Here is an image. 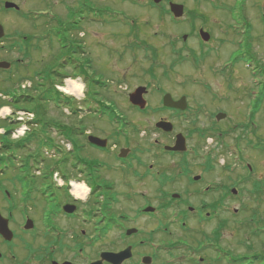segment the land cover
Here are the masks:
<instances>
[{
  "label": "flooded vegetation",
  "instance_id": "flooded-vegetation-1",
  "mask_svg": "<svg viewBox=\"0 0 264 264\" xmlns=\"http://www.w3.org/2000/svg\"><path fill=\"white\" fill-rule=\"evenodd\" d=\"M7 2L19 8L6 9ZM25 4L26 0L23 3L0 0L1 11L16 14L12 16L11 34L5 30L0 41V49L17 55V59L9 61L10 69H21L27 57H31L33 45L41 40L46 47L57 45L62 51L60 56L53 55L55 67L44 73L43 93H57L59 82L70 76L64 71L66 67L84 81V87H89L91 93H98L97 85L109 90L110 80L105 82L102 76L98 77L97 31L90 27L83 33L85 25L95 23L96 11L92 6L86 4L85 9L77 7L70 9L67 16H58L54 10L26 9ZM245 12L242 11L246 26L252 32L264 31V9L252 15ZM34 14L44 23L40 36L25 29ZM223 26L225 39L229 40L235 26ZM130 33L125 37L131 40L130 45L123 52L108 48V55L117 52L118 61H123L125 52L133 53L135 58L131 61L138 64L142 59L139 61L137 55L149 44L141 32L133 29ZM210 34L209 41L197 42V47L186 46L178 54L182 57L185 51L184 60L198 69L205 58L218 52L217 45L224 43ZM174 45L170 42L175 51ZM148 49L156 57V49ZM154 57H150L153 62L157 60ZM110 67L111 63L106 68L108 73L112 72ZM155 67L144 70L152 81L157 80ZM141 72L142 68L132 69L119 79L127 91L125 108L104 103L99 109L80 105L75 110L80 119L105 122L108 130H91L93 125L83 121L74 126V142L66 150L68 153L60 156L63 168L60 175L67 179L65 185L55 184L49 172L38 170L36 165L29 171L30 182L41 177L47 182L45 186L0 188V223L5 230V234L0 233V264H264L262 238L258 241L262 244L260 249L249 244L242 252L233 248L240 246L241 236L234 235L232 239L237 245L227 247L224 234L232 218L241 223L245 207L255 210L257 205H264L263 176L259 175L261 156H257L258 152L264 154V139L256 137L253 142L258 128L255 115L251 112L247 119L248 137L236 138L233 134L236 128L244 125L232 122L234 118L224 109H191L189 103L187 109L163 105L154 111L148 107L141 109L130 102L131 94L139 87L147 88L145 96L155 92L163 99L168 93L160 88L154 91L151 81L132 84V80L139 81ZM108 73L106 76L111 77ZM204 88L210 87L204 84ZM184 96L172 95L175 101ZM186 97L188 101L190 97ZM160 111L170 113L173 118L160 117L154 121L158 137L147 146L148 133L143 120ZM190 113L195 120L206 114L208 122L186 131L179 129L180 117L187 118ZM221 113L226 116L220 120ZM161 121L171 123L172 131L159 128L157 124ZM179 135L185 138L186 150L167 149L176 147ZM90 136L101 139L105 146L91 143ZM165 137L168 140H163ZM242 144H247L253 159L246 160V167L241 168L245 153L240 150ZM233 148L237 156L231 152ZM45 160L41 157L38 162ZM67 172L78 186H69ZM76 190H83L85 198H79ZM252 214V220L262 222V214L256 211Z\"/></svg>",
  "mask_w": 264,
  "mask_h": 264
},
{
  "label": "rangeland",
  "instance_id": "rangeland-1",
  "mask_svg": "<svg viewBox=\"0 0 264 264\" xmlns=\"http://www.w3.org/2000/svg\"><path fill=\"white\" fill-rule=\"evenodd\" d=\"M17 1L24 2V0ZM170 1L182 4L185 7L186 14L177 23L174 21L173 16L164 12L169 10V0L161 3V5H155L152 0H31L28 4L26 0V9L29 8L33 11L54 10L58 16H67L70 9H76L77 7L85 9L86 4L92 6L96 11L95 23L85 25L86 29L83 30V33L87 32L90 27H92V30L96 29V47L97 56L99 57L97 62L98 77L102 76L104 78L102 80L105 82L110 80L111 87L109 90H105L97 85L95 90L98 93H91L89 87H84V81L79 77H75L72 69L66 67L64 71L70 76L59 82L56 92L68 95L73 100L72 108H78L81 105L85 109L90 107L99 109V105L103 103H114L125 108L128 105L127 91L125 85H121L119 79H123L132 69L142 68L143 72H141L142 75L139 81L132 80L130 81L132 84L137 85L151 81L154 91L160 88L173 96L177 94L188 95L190 97L188 103L191 109L226 110L227 115L229 114L234 118L232 122L244 125L243 128H236L233 133L236 138L237 136L248 137L245 126L249 114L253 112L255 115L254 121L258 126L257 136L253 137V142H256L254 140L256 137L264 139V31L253 29L252 32L249 26H246L244 14H242V11H246L250 15L253 12L257 13L264 9V3L259 2V0ZM1 10L0 21L2 22L0 23L5 25L6 32L11 34L13 28L12 16L16 14H8ZM190 12L192 14H189ZM32 20L26 25L25 29L33 31L35 35H42V25L44 23H42L41 18H36L34 14ZM84 24L86 23H83V26ZM226 24L235 26L233 32L229 34V40L225 39L224 34L226 28L223 25ZM193 25L196 28L195 32H192ZM200 28L212 33L217 41L223 39L224 43L221 45L216 44L218 47L214 44L219 48L218 52H213L211 56L205 58V62L197 69L194 64L184 60L186 58L185 51L182 52V57L178 53L186 50V46L197 47V42L202 43L198 35ZM133 29L138 33L141 32L145 41L149 44V46L146 44L144 51L137 55L139 61L141 59L142 61L134 64L131 61L132 58H135L133 53L125 52L123 61H118L120 54L117 55V52L114 55H108V48H118L123 52L126 49L125 46L130 45L128 43L131 40L125 37L131 34L130 32ZM185 35H188V39L184 42L182 37ZM39 41H36V44L33 45L31 57H27L24 64L21 65V69L18 71H15V69L0 70V107L2 106L0 108V159L14 158L15 156L11 160L12 162L4 160L7 164L4 165L5 167H1L2 163L0 162V188L28 185L45 186L47 182L41 177L36 176L37 178H33L34 182H30L29 178L32 175L29 171L35 168L36 164H34V160L31 161L28 157L38 156L41 151L44 152L46 160L42 166L39 163L41 169L38 166L36 167L38 170L45 172H50L53 168L63 170L60 163L61 157H55V155H58L56 148L59 147L57 143H60L62 153H68L63 147L65 146L64 142L68 143L66 141L68 136L63 138L58 129H54L53 125H62L61 128L65 126L66 131L73 132V127L78 126V122L83 121L93 125L91 130L93 128L97 131L100 130L99 128L108 130V124L105 122L96 121L94 118L80 119V114L74 115L73 109L65 108L63 105L57 106L53 101H42L44 114H46L42 117L43 123L53 125L46 127V130L42 127L40 129L34 128L37 131L35 133L43 138V142L45 140L52 142L55 149L53 150L49 146L46 148H43L44 146H33L32 144L28 146L30 148L28 151L17 152L15 149L16 151L12 150V152L7 148L5 149L4 146L8 144L13 146L27 138L32 133L29 132L31 128L37 124L35 122L37 114L35 112H25L30 111L33 105L30 103L13 104L14 100L12 98L43 93L44 73L55 67L56 63L52 59L53 55H55V58L62 53L57 45L49 48L41 40ZM170 42H174L175 51L174 48L171 49ZM148 47L156 49V57L153 56L154 53L152 54ZM16 56L10 50L0 49V59L7 58L4 61L15 60L17 59ZM150 57L157 60L153 62ZM110 63L111 67L109 69L112 72L109 71L108 73L106 68L110 66ZM152 66H156L157 71V80L154 81L146 77L144 71ZM105 73L111 75L114 81ZM68 81L81 85L82 92L80 95H69L61 91V87L68 86ZM204 84L209 85V90H205ZM145 99L147 100V109L151 111L162 109V99L155 92L145 96ZM16 107L20 109H16ZM5 109L9 111L8 115L2 114ZM193 116L195 115L190 113L187 118L180 117L182 119L178 120V128L186 131L197 126H203L208 122L206 114H202L198 120L192 119ZM160 117L173 118L170 113L160 111L157 115H148L143 120L148 133L146 137L147 146L152 142V139L158 137L153 124ZM9 119L13 121L11 122ZM227 124L228 122L223 123L224 126H227ZM69 138L72 139L71 135H69ZM163 140L168 139L165 137ZM234 143L235 141L231 145L234 146ZM240 150L245 152L242 154L244 160L240 164L242 168L246 167V160L252 161L253 158L249 153L247 144H242ZM231 152L234 153V156L238 154L235 152V148ZM257 156H261L259 162L262 169H259V175L263 176L264 185V154L258 152ZM252 166L254 167V165ZM36 172L39 175V172ZM67 175L70 176V173L67 172ZM69 176L68 179L71 180L69 186H78L77 182L74 181V177ZM53 180L58 185L56 179ZM63 184L66 183L61 181L60 185ZM256 207L255 210L247 209V207L242 210L243 215L240 224L232 218L226 225L224 234L226 235L227 247L229 244L237 245V242L232 239L235 235L237 237L241 236L242 241L239 247L233 246V248L242 252L247 250L245 246L249 244L254 246L255 249L261 248L262 244L259 245L258 241L261 238L264 241V205H257ZM253 211L262 214L260 217L263 219L262 222L259 219L258 221L252 220ZM230 212L234 216V213ZM227 218L229 219V217Z\"/></svg>",
  "mask_w": 264,
  "mask_h": 264
},
{
  "label": "trees",
  "instance_id": "trees-1",
  "mask_svg": "<svg viewBox=\"0 0 264 264\" xmlns=\"http://www.w3.org/2000/svg\"><path fill=\"white\" fill-rule=\"evenodd\" d=\"M42 87H43V85H42ZM12 100H14L12 102L13 104L14 103L15 104H17V103H30V104H32L33 108L31 109V111L35 112L37 114V119L35 121L38 124L37 128L40 129L42 127V129H45V130H46V127H48L51 124H44L43 123L42 117L44 115H46V114H44L42 101H53L55 104H57V106L63 105V107H65V108H70V109H73V110L77 109V108H72L71 107V105L73 103V100L70 97H66V96L62 95V93H59V92H57L56 95L50 94V93H41L40 95H35V94L24 95V96L17 97V98L13 97ZM10 103H11V101H10ZM16 109H20V108L16 107ZM60 126L62 127V125H53L54 129L55 130L58 129V131L61 133V135L64 138L68 136L67 139H70L69 138V135H70L69 130L66 131L67 130L66 127L61 128ZM42 129H41V131H42ZM35 132H37V131L34 130L31 135H29L27 138L23 139L22 141L17 142L13 146L10 145V144L4 146L5 149L7 148V150H10V151H12V150L16 151L17 150V152L18 151L22 152V151L27 150L28 146L30 144H35L36 146H44L43 148H46L47 146H49V147L53 146L52 142H49V141H46V140L43 142L42 141L43 138L40 137V135H36ZM43 154H44V152L41 151V153L38 154V157H40ZM13 156H11V157H13ZM38 157L36 155L35 156H29L28 159H30L31 161L37 159V162H38V159H39ZM14 158H15V156H14ZM14 158L8 157L7 159H0V162L2 163L1 167H3L4 165H7L4 160H7V162H12L11 160L14 159ZM28 163H29V161H28Z\"/></svg>",
  "mask_w": 264,
  "mask_h": 264
},
{
  "label": "water",
  "instance_id": "water-1",
  "mask_svg": "<svg viewBox=\"0 0 264 264\" xmlns=\"http://www.w3.org/2000/svg\"><path fill=\"white\" fill-rule=\"evenodd\" d=\"M164 0H154L155 3L159 4ZM6 8H19L18 5L15 3L7 2ZM170 10L175 15L176 18H182L184 16V6L180 4L171 3L170 4ZM201 37L204 41H208L210 39V34L207 32H204L203 30L200 31ZM5 32L3 26L0 24V40L4 37ZM187 39V36L184 37V40ZM11 64L8 62H0V68L3 69H10ZM147 92L146 88L141 87L136 92L131 94L130 100L133 105L139 106L141 109H144L147 105L146 100L144 99V94ZM163 104L167 108H175V109H187V100L186 97H182L179 101H175L171 94H166L163 98ZM225 114H219L218 119H224ZM157 126L166 132H171L173 129V126L171 123L161 121L157 124ZM90 141L93 144L105 146V144L98 138L90 137ZM172 151H185V138L182 135H179L177 137V143L176 147L174 148H168ZM0 233L5 234L4 225L0 223Z\"/></svg>",
  "mask_w": 264,
  "mask_h": 264
},
{
  "label": "bare ground",
  "instance_id": "bare-ground-1",
  "mask_svg": "<svg viewBox=\"0 0 264 264\" xmlns=\"http://www.w3.org/2000/svg\"><path fill=\"white\" fill-rule=\"evenodd\" d=\"M62 91L66 94H69V95H80L81 92H82V87L80 84L76 83V82H73V81H68V86L66 87H62ZM8 110H4L2 112L3 115H8ZM77 192V195L79 198L81 199H84L85 198V193L84 191H80V190H76Z\"/></svg>",
  "mask_w": 264,
  "mask_h": 264
}]
</instances>
